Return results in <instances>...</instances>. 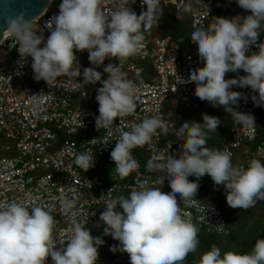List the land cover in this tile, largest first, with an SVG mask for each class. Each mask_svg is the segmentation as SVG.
<instances>
[{
  "label": "clouds",
  "instance_id": "obj_1",
  "mask_svg": "<svg viewBox=\"0 0 264 264\" xmlns=\"http://www.w3.org/2000/svg\"><path fill=\"white\" fill-rule=\"evenodd\" d=\"M129 3L130 0H125L122 6L105 13L101 0H62L58 14L44 25L50 33L46 40L44 28H34L36 17L29 18L25 12L8 15L0 44L14 40L11 47L16 48L21 65L31 57L34 79L43 80L50 87L60 84L61 77L74 81L81 77L75 52L86 51L94 67L83 69L82 82L101 85L96 95L99 105L96 127L110 130L117 119L133 114L136 107V89L126 79L122 65L140 50L144 31L157 24L162 15L161 0H142L146 10L140 15L130 10ZM236 3L250 14L213 17L207 24H194L190 39L197 46L203 67L192 69L187 79L178 75V84L194 83L197 98L214 108L222 107L236 123L251 130L256 125L255 117L236 110L242 93L232 88H250L256 93L251 96L253 103L264 107V41L260 40L264 32V0H236ZM252 46L258 51L246 55ZM113 58L118 60L117 64L104 66L106 60ZM101 66L106 79L96 70ZM241 70L245 75H239ZM228 73L237 76L226 79ZM171 90L175 92L176 86ZM33 99L38 106L42 98L33 95ZM202 120V123L183 121L180 133L185 139L178 153L163 161L153 158L147 162L149 172L160 174L153 179V185L138 183L127 198L108 196L99 217L105 225L104 235L120 242L111 251L127 253L130 264H184L188 255L197 251L199 228L189 213L181 212L177 197L186 206L189 198L196 205L198 181L205 175L211 177L214 185L224 187L230 208L248 210L264 200V162L253 158L246 168L234 166L230 151L207 146L208 133H216L220 119L202 114ZM82 126L80 121L79 127ZM157 129L168 131L165 123L153 116L144 118L129 131L120 130L110 153L116 175L124 179L138 172L140 165L133 150L151 147ZM91 141L95 143V139ZM94 159L90 150L74 155V163L84 172L93 167ZM189 177H195L196 181H190ZM165 180L170 192L162 191ZM118 205L122 212L117 211ZM72 206L64 204L66 211ZM209 210L210 205L206 213ZM75 215L72 214L70 235L60 239L53 236L57 221L51 211L34 206L29 212L28 206L17 201L0 203V264H46L49 257L52 264H97L98 249L104 241L93 237L85 227L88 221L82 224ZM198 264H264V238H257L251 251L244 253L229 250L222 255L221 249L213 245L201 254Z\"/></svg>",
  "mask_w": 264,
  "mask_h": 264
},
{
  "label": "built area",
  "instance_id": "obj_2",
  "mask_svg": "<svg viewBox=\"0 0 264 264\" xmlns=\"http://www.w3.org/2000/svg\"><path fill=\"white\" fill-rule=\"evenodd\" d=\"M166 1L171 2L176 9L183 8V0ZM229 1L233 11L232 17L250 14L241 9L236 0ZM124 3L125 0H101V9L107 13ZM51 4L35 21L41 28L59 12V9L50 11ZM211 5L212 0H200L197 5L190 3L189 11L193 26L196 23L207 24L210 21ZM128 7L137 15L146 10L142 0L134 2L130 0ZM44 33L46 40L50 33L46 28ZM262 36L264 37V32H261V41ZM14 45L15 41L11 39L0 44V136L10 142L3 146L4 151L12 148L16 151L14 156H0V203L17 201L28 206L29 212L34 206L51 211L57 221L53 230V236L56 238L66 239L70 235L73 213L76 214L75 219L78 222L83 224L88 221L85 227L93 232L98 227V208L105 205L109 194L114 197L120 189L137 188L138 183L142 182L153 185V179L160 174L149 172L147 164L144 165L138 157H134L140 167L138 172L130 175L129 181L107 182L98 175L85 173L74 163V155L90 150L95 156L94 166L98 165L99 151L102 149L106 153H111L121 129L129 131L144 118L153 116L160 118L168 131L164 133L157 129L152 137L151 147L144 146L149 154V160L155 158L156 161H163L168 155L178 153L184 136L180 133L181 126L177 127L170 121L164 111V105L168 99H173L194 108L198 107L193 101L195 84H178L180 82L178 75L187 79L192 69L201 66L202 61L198 57L197 49L183 53L181 45L171 37L154 38L149 41L144 34L140 50L127 58L122 65L123 69L132 74L127 80L131 81L136 89L135 111L117 119L109 130L103 127L97 129L96 120L88 115L87 108L76 103L79 94L84 99L97 102L99 83L91 84L89 89H84L86 82H82V72L76 81L61 77L60 84L51 87L43 80L36 81L31 67L32 58L28 57L26 63L21 65L16 48L11 47ZM252 51H257L255 46H252L246 55H250ZM75 55L81 67L85 61L84 52H75ZM145 59H150L153 63V70L157 74L153 80L144 78L146 66L142 60ZM108 63L117 64L118 60L114 58L106 60L104 66ZM87 66L94 67L89 61ZM104 66L96 70L102 72ZM16 81L19 82L18 86H15ZM175 86L176 91L173 92L171 89ZM232 90L242 93L237 111L252 114L256 125L249 130L233 120L227 133L228 137L224 139L223 150L230 151L233 157L235 150L241 149L248 159L246 162L253 158L264 161V152L260 151L264 149V142L253 149L246 143L254 142L257 138V109L260 106L254 104L251 99L256 93L247 87L233 86ZM33 95L42 98L38 106ZM80 121L82 127H79ZM92 131L94 133L85 136ZM59 132H65L66 137L57 143ZM163 134L172 135V138H166ZM92 139H95V143L91 141ZM246 162L240 161L237 165L246 168ZM208 177V175L202 177L198 181L199 185ZM189 180L195 182L196 178L189 177ZM167 187L168 181L165 180L162 191L170 192ZM177 200L181 212L189 213L192 222L198 228H204L208 232L225 230L226 219L212 203L199 200L196 205H192L189 198V204L186 206L179 196ZM65 203H72L73 206L66 211ZM208 205L212 206V210L206 213ZM198 207L204 208V211H198ZM59 248L60 245L57 243L56 250ZM46 264H52L50 257ZM97 264H130V259L127 253L99 254Z\"/></svg>",
  "mask_w": 264,
  "mask_h": 264
},
{
  "label": "trees",
  "instance_id": "obj_3",
  "mask_svg": "<svg viewBox=\"0 0 264 264\" xmlns=\"http://www.w3.org/2000/svg\"><path fill=\"white\" fill-rule=\"evenodd\" d=\"M191 0H183V8L176 9L171 2L166 0H161L162 15L157 24L153 25L150 30L144 31L143 34L146 35L149 41L154 38L171 37L172 40L181 45L183 53H188L192 49L196 50L197 46L191 42L190 36L194 30L191 23V12L189 11ZM200 0H195L193 3L195 5L199 4ZM186 8L188 10H186ZM211 13L213 17H232V9L229 0H212ZM143 31V30H142ZM194 47V48H193ZM146 66V71L144 78L146 80H153L151 75L153 74V63L150 59L142 60ZM88 61L80 67V71L83 73V69L87 68ZM203 67V62L201 66ZM122 72L125 74L126 78L132 76V74L122 68ZM102 73V78L106 79L107 74ZM239 75H245L241 70ZM237 74L228 73L226 74V79L235 78ZM90 83H85L83 88L89 89ZM101 85L99 84V87ZM198 104L197 108L186 105L185 102L180 100L175 101L173 99H168L164 105V111L169 116L170 121H172L177 127L182 126L183 121H198L203 122L202 114H208L210 116H216L220 119L221 124L217 128L216 133H208L207 146L211 149L223 150L224 139L228 137V131L232 126L233 118L225 112L222 107H212L209 103L201 101L195 96L193 99ZM76 103L84 105L87 108L88 115L96 120L99 115L97 102L92 100H87L79 94L76 98ZM237 110V108H236ZM94 133L93 131L89 134ZM166 138H172V135L163 134ZM66 137L65 132L58 133L57 143ZM185 139V137H184ZM6 139L0 136V156H14L16 151L12 148L9 151H4L3 146L7 144ZM264 142V108L259 107L257 109V138L254 142H246L252 149L258 144ZM9 144V143H8ZM133 156L138 157L144 165L149 161V154L144 147H137L133 150ZM258 159V158H257ZM247 157L244 155L241 149H236L234 156L232 157L233 165H237L240 161H247ZM252 160V159H251ZM262 160V159H261ZM250 161L246 162L248 166ZM262 162H264L262 160ZM114 162L111 159L110 154H102L101 161L98 165H93L85 173L98 175L100 178L106 180L107 182H124L129 181L130 176L121 179L115 173ZM83 170V169H82ZM84 171V170H83ZM168 191L171 188L168 184ZM125 196L126 198L130 196V189H120L117 191L113 198L119 196ZM198 200L204 203H212L218 210L222 213L226 219V227L223 232H208L204 228H199L198 239L200 244L195 253H190L184 264H198L201 254L209 251L213 245L218 246L221 249V254L224 252L232 250L237 252H250L252 246L257 238H264V200L258 201L257 204L248 209H233L230 208L226 203V196L224 187L222 185L216 186L209 176L206 181L199 185L198 193L196 197ZM105 205H101L98 208V227L95 231L90 232L93 237H101L104 244H110L119 247V241L114 240L111 236L104 235L103 222L100 221V214L104 211ZM117 211L122 212V208L117 206ZM104 244L99 247L103 248ZM98 249V250H99ZM100 253V252H99ZM121 253L116 251L114 253H104L105 254H117Z\"/></svg>",
  "mask_w": 264,
  "mask_h": 264
},
{
  "label": "water",
  "instance_id": "obj_4",
  "mask_svg": "<svg viewBox=\"0 0 264 264\" xmlns=\"http://www.w3.org/2000/svg\"><path fill=\"white\" fill-rule=\"evenodd\" d=\"M53 0H0V39L3 38L4 20L8 15L25 12L29 18L40 17ZM47 7V9H45ZM6 35V34H5Z\"/></svg>",
  "mask_w": 264,
  "mask_h": 264
},
{
  "label": "rangeland",
  "instance_id": "obj_5",
  "mask_svg": "<svg viewBox=\"0 0 264 264\" xmlns=\"http://www.w3.org/2000/svg\"><path fill=\"white\" fill-rule=\"evenodd\" d=\"M195 0H191L190 1V3L191 2H194ZM62 2V0H53V2H52V4H51V6H50V8H49V10L50 11H56V10H58L59 9V5H60V3ZM38 27H40L38 24H36V23H34V28H38ZM41 28V27H40ZM44 36H45V38H46V35H45V33H44ZM260 40H261V37H260ZM264 40V37L262 36V41ZM194 48V47H193ZM256 50L258 51V49L256 48ZM191 51H194V49H192ZM190 51V52H191ZM14 57H15V55H14ZM84 59L86 60V61H89V59H88V53L85 51L84 52ZM157 77V74L153 71V74L151 75V78L152 79H155ZM19 85V82L18 81H16L15 82V86H18ZM85 136H89V135H85ZM5 142H7V143H10L8 140H6ZM113 246H115V245H113L112 243H108V244H104V246H103V248H101V249H99L98 250V252H100L99 254H103L104 255V253H114L113 251H111V248L113 247ZM105 255H110V254H105Z\"/></svg>",
  "mask_w": 264,
  "mask_h": 264
},
{
  "label": "crops",
  "instance_id": "obj_6",
  "mask_svg": "<svg viewBox=\"0 0 264 264\" xmlns=\"http://www.w3.org/2000/svg\"><path fill=\"white\" fill-rule=\"evenodd\" d=\"M130 78V77H129ZM127 79V78H126ZM91 87V86H90ZM197 108V107H196ZM100 150V149H99ZM104 153H106L104 150H100L99 151V153H98V155H99V157H100V161H101V158H102V154H104ZM107 154H110V153H107ZM115 182H117V181H115Z\"/></svg>",
  "mask_w": 264,
  "mask_h": 264
}]
</instances>
